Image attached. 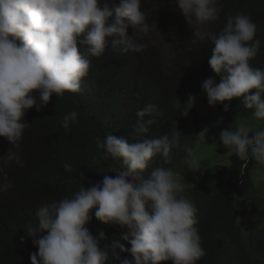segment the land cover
Here are the masks:
<instances>
[{"label": "clouds", "instance_id": "9594fccd", "mask_svg": "<svg viewBox=\"0 0 264 264\" xmlns=\"http://www.w3.org/2000/svg\"><path fill=\"white\" fill-rule=\"evenodd\" d=\"M154 1L0 0V137L11 144L0 160L18 162L19 156L12 149L20 148L23 132L30 126L23 119L26 111L34 106L37 111L42 110L53 95L60 97L65 92H78L91 65L89 57L101 56L109 38L116 53L137 51L136 58L141 51L146 63H152L153 60H147L152 48L160 52L166 65L173 63L175 55L166 56L160 44L151 39L146 43L136 42L133 35H128L131 28L134 33L150 31L141 9L143 4L149 9L151 26L163 29L171 24L162 0L157 7L158 18L153 19L155 10L150 4ZM174 2L193 30L194 40L213 45L208 63L221 78L218 84L213 78L202 84L208 99L199 106L200 129L193 136V157L196 136L204 125H207L208 140L222 132L208 136L216 120L214 116H220L218 102L240 98L244 109L253 110V116L264 121V69L250 63L260 50V41L254 40L257 29L248 15L228 16L221 30L216 32L206 30V26L219 19L220 0ZM78 42L87 46L85 54L80 53ZM34 93H38V98ZM192 102L193 97L189 96L183 106L185 116ZM205 104L210 106L207 112L202 108V118L200 107ZM180 105L179 102L178 107ZM224 110L228 111L226 103ZM156 113L157 106L152 103L137 111L132 143L112 134L102 140L98 138L97 146L105 156L123 164L115 175L104 174L102 182L89 187L81 182L78 191L70 197L44 203L38 208V225L28 228L32 244L38 249L30 254L31 264H106L107 253L100 247V242L106 239L104 231L93 235L86 227L93 219V212L101 224L127 229L122 239L131 247L120 243L117 246L122 252L130 253L135 264L166 261L197 264L205 255L196 226L197 209L183 195L184 187L179 181L188 185L183 178L187 169L174 174L171 169L158 167L152 169L150 178L141 175L157 155L167 162L172 149L180 146L183 135L176 128L170 136L149 138L146 134L155 122L152 117ZM78 115L77 111L64 115L63 128L68 130ZM240 120L235 131L223 130L219 139L226 151L243 162L239 170L243 175L249 161L264 165V128L250 132L246 125H239ZM184 148L191 154L187 145ZM230 158L229 163L218 169L229 167ZM63 167L69 173L74 171L71 162H64ZM206 175L210 181L208 171L194 184L204 183ZM40 232L47 234L35 238Z\"/></svg>", "mask_w": 264, "mask_h": 264}, {"label": "trees", "instance_id": "16d2710c", "mask_svg": "<svg viewBox=\"0 0 264 264\" xmlns=\"http://www.w3.org/2000/svg\"><path fill=\"white\" fill-rule=\"evenodd\" d=\"M220 3L219 19L207 25L206 30L219 32L228 16L248 15L257 29L254 40L260 41V50L250 63L264 69V0H220ZM159 4L160 0L150 4L155 10L153 19L158 16ZM212 47L211 43L198 40L173 42L170 54L175 55L174 61L166 65L160 52L152 48L147 53V60H153L152 63H146L141 51L136 58L137 51L116 53L109 38L101 56L89 57L91 65L78 92L53 95L42 110L37 111L34 106L26 111L23 119L30 126L23 132L20 148L12 149L19 156L18 162L0 160L3 177L0 264H31L30 254L38 249L32 244L28 228L38 225L36 212L42 204L70 197L78 191L81 182L89 187L102 182L104 174L115 175L123 167L122 162L105 156L97 140L112 134L132 143L138 120L136 113L145 104L157 106L152 117L155 122L146 134L149 138L170 136L176 128L183 135L180 146L172 149L167 162L157 155L141 175L150 178L152 169L158 167L171 169L174 174L188 168L192 162L193 136L200 129L199 106L208 99L202 84L208 78L217 84L221 79L208 63ZM78 49L81 54L87 52V46L79 42ZM34 95L38 98V93ZM189 96L193 97V106L185 116L183 106ZM225 103L228 111L224 110ZM217 106L220 116L210 126L209 137L223 130L235 131L238 120L253 115V110L243 108L240 98L218 102ZM71 111L79 113L78 119L65 130L61 121ZM184 145L191 149V154ZM10 148L11 144L0 137V157ZM64 162H71L72 173L65 171ZM242 163L232 154L229 167L209 171L210 181L206 175L204 183L184 185L183 195L197 209L196 226L205 251L197 264H264V165L249 161L240 175ZM245 211L252 212L249 218L243 214ZM91 214L93 219L86 227L93 235L104 231L106 239L100 242V247L107 253L106 264H125V261L135 264L131 254L117 246L120 243L131 247L122 239L127 229L101 224L94 212ZM46 234L37 233L35 238Z\"/></svg>", "mask_w": 264, "mask_h": 264}, {"label": "rangeland", "instance_id": "374dc122", "mask_svg": "<svg viewBox=\"0 0 264 264\" xmlns=\"http://www.w3.org/2000/svg\"><path fill=\"white\" fill-rule=\"evenodd\" d=\"M147 2L151 0H146ZM162 4L165 6V11L169 16V21L171 24L166 28H159V26H151L149 23V9L146 4L141 5L142 11L146 14V23L150 26V31L148 33L135 32L131 28L129 30V36L133 35V39L136 42L146 43L151 39L154 43L160 44L164 49V54L169 56L171 51V46L173 42H180L182 40L186 41H195L194 33L191 27L187 24L182 12L179 10L178 6L175 5L174 0H162ZM134 33V34H133ZM168 57H166L167 60ZM171 61V60H168ZM209 104L202 105L200 107L201 116L203 118V111L207 112ZM203 108V111H202ZM214 118L217 120L218 117L215 115ZM215 120V121H216ZM244 124L248 127L250 132L264 128V121H258L253 115L247 118H243L239 121V125ZM203 123L201 122V126ZM202 131L196 136L195 141V151L192 157V162L186 170V176L183 178L186 179L188 185L196 183L198 178L203 177L206 172L212 170L213 168L220 167L225 163H229V158L232 153L226 151L223 145L220 142V132L214 138L208 140L206 138L207 125L202 127ZM250 134V133H249ZM192 178V179H191ZM180 179V178H179ZM191 179V180H187ZM3 184V177L0 176V185ZM181 184L184 187V182L182 180ZM185 189V187H184ZM245 216L249 218L250 214H247L246 211L243 212ZM249 222V220L247 221ZM248 235L249 232H246Z\"/></svg>", "mask_w": 264, "mask_h": 264}]
</instances>
